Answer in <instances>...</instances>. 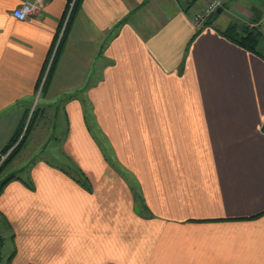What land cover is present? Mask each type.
Listing matches in <instances>:
<instances>
[{
	"label": "crops",
	"instance_id": "obj_1",
	"mask_svg": "<svg viewBox=\"0 0 264 264\" xmlns=\"http://www.w3.org/2000/svg\"><path fill=\"white\" fill-rule=\"evenodd\" d=\"M24 1L0 0V151L42 96L70 162L5 175L18 264H264V55L221 34L262 5L224 0L196 27L191 0H80L42 90L70 4L19 20Z\"/></svg>",
	"mask_w": 264,
	"mask_h": 264
},
{
	"label": "rangeland",
	"instance_id": "obj_2",
	"mask_svg": "<svg viewBox=\"0 0 264 264\" xmlns=\"http://www.w3.org/2000/svg\"><path fill=\"white\" fill-rule=\"evenodd\" d=\"M192 1V0H191ZM189 2L188 6L193 7L191 9V12L193 13L194 10H198L201 8L202 5L196 6L192 4L193 2ZM208 1V0H207ZM44 2V1H43ZM205 3V2H204ZM238 3L241 7L245 9V7L249 10V6L247 5L246 0H238ZM203 4V3H202ZM231 0L227 3L228 6H230ZM245 6V7H244ZM262 16L264 15V6L262 5ZM221 10V7L218 8ZM257 12L260 13V8H255ZM254 10V9H252ZM195 12V11H194ZM216 12V11H215ZM214 12V13H215ZM191 13V18L194 13ZM212 15V14H211ZM261 15V14H260ZM210 17V16H209ZM262 18V17H261ZM260 31V34L257 36V42L258 44L262 42L263 47H264V21L260 20L258 23ZM55 48L53 52L50 55V59L48 60V63L46 65V69L43 73V78H45L47 74V70L49 67V64L51 62L52 56L54 54ZM261 53L264 55V49L260 50ZM41 80V81H42ZM42 82L40 83V85ZM42 87V86H41ZM41 92V89H40ZM43 94V92H42ZM36 104L34 106L30 107L29 109L27 108L24 113H22V119L20 121L25 120V123L22 125L21 131L19 135L14 139L12 142H8L9 144L7 148L4 151H0V167L4 160H6L14 151L15 156L11 159V161L2 169L0 172V180L5 177V175L9 174L10 172H14L18 170L19 168H22L23 166L26 167L27 164H29L34 158L37 157H42V158H51L50 160H63L69 164V158L67 155H64L61 152V145L63 143V135L62 131L64 129V123L61 121V118L59 122H55V120L49 119V115L51 112L48 111V109H53L52 107H46L43 110V97L40 96L39 98L35 99ZM86 112L89 113L87 115L90 116V109L86 105ZM39 110L38 114L34 115L33 118V125L31 127L30 132H28L27 137L25 138L24 143L22 146L19 147V140L24 134V131L26 130L27 122L31 120V113L33 110L37 111ZM41 112H44L45 116H48V118L41 116ZM61 112V108L58 107V112L59 114ZM34 113V112H33ZM32 113V114H33ZM62 117V114L59 115ZM26 118V119H25ZM20 123V122H19ZM56 125V129H54L52 126ZM92 125V123L90 122ZM19 125V124H18ZM98 133V134H97ZM11 139V138H10ZM90 139L93 142L95 146L98 148V152L100 156L102 157L103 161L107 163L110 167L115 168L114 170L116 171V167L118 165V159L116 155L112 152L111 146L107 143L106 139L101 137L99 132H92L90 134ZM17 148V152L15 151ZM54 160V161H55ZM97 161L95 160V163ZM72 174H75L76 171L72 170ZM121 172H126L125 170H121ZM13 231L12 229L6 224V222H3L2 218L0 217V264H18L16 258H14V243H13Z\"/></svg>",
	"mask_w": 264,
	"mask_h": 264
},
{
	"label": "trees",
	"instance_id": "obj_3",
	"mask_svg": "<svg viewBox=\"0 0 264 264\" xmlns=\"http://www.w3.org/2000/svg\"><path fill=\"white\" fill-rule=\"evenodd\" d=\"M79 2H80V0H74L72 5H71L70 11L68 9L69 14L67 16V21H66V23L64 25V29L62 31L61 37H60L59 41L57 42V44L55 46V51H54V54L52 56L51 62L49 64V67H48V70H47V74H46L44 82H43L44 84L42 85V90L45 89V87L47 85V82L49 80V77H50V75L53 72L54 64H55V61L57 59V54L59 53V51H60V49L62 47V44H63L64 35H65L67 29L69 28V25H70L71 19L73 18V15L78 10ZM191 2H194V0H192ZM212 15H214V13H212ZM204 23H205V25L209 24V19L206 20V22H204ZM200 28H202V27H200ZM259 32H261V31H260V28H259L258 24H255V25H252V26H248V25H245V24H243V23H241L239 21H233L232 20V21L229 22L227 27L221 32V34L224 37H226L228 40H230L233 43H235L238 46H240L241 48H243V49H245V50H247L249 52H252V53H254V54L258 55V56H261L262 53H261L260 50L263 49L264 47H263L262 42L259 43V44L257 42V36H258V34H260ZM263 43H264V40H263ZM47 63H48V61H47ZM33 112H32L33 114L31 113V120H29L27 122L26 130L24 131L23 136L19 140V143H18L19 147L22 146V144L25 141V138L27 137L28 132H30L31 127L33 125L34 115L38 114L39 110L38 109H37V111L33 110ZM24 123H25V120H24V122L20 121L19 125L16 128V131L14 132V134L11 137V139L9 140V143L14 141V139L19 135V133L21 131V128H22V125ZM8 145L9 144H6L5 147H3L1 151H4L7 148ZM19 147H16V150H15L16 152H17V148H19ZM14 156H15V154H14V151H13L12 154L6 160H4V162L2 163V165L0 167V172L11 161V159ZM81 174L83 175L84 179H86V176L82 172H81ZM8 179H9V177H5V178L0 180V189L3 187V184H5L8 181ZM82 185H83V187L86 190H90V187L88 185H85L84 183ZM253 218H256V217H253Z\"/></svg>",
	"mask_w": 264,
	"mask_h": 264
},
{
	"label": "built area",
	"instance_id": "obj_4",
	"mask_svg": "<svg viewBox=\"0 0 264 264\" xmlns=\"http://www.w3.org/2000/svg\"><path fill=\"white\" fill-rule=\"evenodd\" d=\"M43 1L44 0H25L12 11V15L19 20L31 18L40 11L43 6ZM73 1L74 0H69L70 8ZM223 2L224 0H208L202 4L200 9L194 10V15H192V22L194 23V26L197 27L205 22L212 13L222 6ZM191 8L193 9V7ZM261 20L264 21V15Z\"/></svg>",
	"mask_w": 264,
	"mask_h": 264
},
{
	"label": "flooded vegetation",
	"instance_id": "obj_5",
	"mask_svg": "<svg viewBox=\"0 0 264 264\" xmlns=\"http://www.w3.org/2000/svg\"><path fill=\"white\" fill-rule=\"evenodd\" d=\"M254 1L258 2V4L264 5V1L261 0H254Z\"/></svg>",
	"mask_w": 264,
	"mask_h": 264
},
{
	"label": "water",
	"instance_id": "obj_6",
	"mask_svg": "<svg viewBox=\"0 0 264 264\" xmlns=\"http://www.w3.org/2000/svg\"><path fill=\"white\" fill-rule=\"evenodd\" d=\"M261 1H264V0H261ZM220 11H221L220 9H217L216 10V13H220Z\"/></svg>",
	"mask_w": 264,
	"mask_h": 264
}]
</instances>
